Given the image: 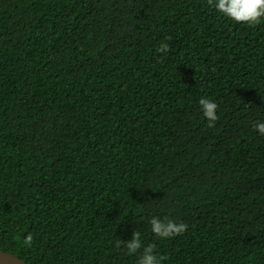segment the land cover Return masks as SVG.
<instances>
[{
	"label": "trees",
	"instance_id": "trees-1",
	"mask_svg": "<svg viewBox=\"0 0 264 264\" xmlns=\"http://www.w3.org/2000/svg\"><path fill=\"white\" fill-rule=\"evenodd\" d=\"M169 45L166 53L157 51ZM201 97L217 105L213 127ZM264 21L209 0H0V250L27 264H264ZM153 218L183 222L162 240ZM139 231L142 249L117 247Z\"/></svg>",
	"mask_w": 264,
	"mask_h": 264
},
{
	"label": "clouds",
	"instance_id": "clouds-1",
	"mask_svg": "<svg viewBox=\"0 0 264 264\" xmlns=\"http://www.w3.org/2000/svg\"><path fill=\"white\" fill-rule=\"evenodd\" d=\"M209 4L216 12L228 18L236 24L257 25L264 21V0H209ZM169 45L162 42L157 49L160 53H166ZM199 111L207 121L209 127H213L217 121L218 105L207 97H201L198 101ZM254 131L264 136V121H257L253 125ZM151 232L162 240H167L181 235L187 229L183 222H176L173 219L153 218L150 221ZM117 247L123 246L128 255H136L142 249V238L139 231H133L128 240L120 239ZM165 257L155 253L153 247L143 249L142 255L138 258V264H163Z\"/></svg>",
	"mask_w": 264,
	"mask_h": 264
},
{
	"label": "water",
	"instance_id": "water-1",
	"mask_svg": "<svg viewBox=\"0 0 264 264\" xmlns=\"http://www.w3.org/2000/svg\"><path fill=\"white\" fill-rule=\"evenodd\" d=\"M0 264H27L13 254L0 250Z\"/></svg>",
	"mask_w": 264,
	"mask_h": 264
}]
</instances>
